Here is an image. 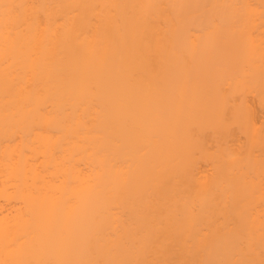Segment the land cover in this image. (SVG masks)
I'll use <instances>...</instances> for the list:
<instances>
[{
    "label": "bare ground",
    "instance_id": "6f19581e",
    "mask_svg": "<svg viewBox=\"0 0 264 264\" xmlns=\"http://www.w3.org/2000/svg\"><path fill=\"white\" fill-rule=\"evenodd\" d=\"M257 106L264 5L0 0V264H264Z\"/></svg>",
    "mask_w": 264,
    "mask_h": 264
},
{
    "label": "rangeland",
    "instance_id": "374dc122",
    "mask_svg": "<svg viewBox=\"0 0 264 264\" xmlns=\"http://www.w3.org/2000/svg\"><path fill=\"white\" fill-rule=\"evenodd\" d=\"M247 1L250 2L252 5L258 6L259 8L261 7V5H264V4H260L259 0H247ZM257 109H258L257 115L259 121H264V109L258 106Z\"/></svg>",
    "mask_w": 264,
    "mask_h": 264
}]
</instances>
